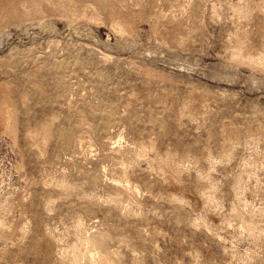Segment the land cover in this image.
Instances as JSON below:
<instances>
[{"label":"rangeland","instance_id":"obj_1","mask_svg":"<svg viewBox=\"0 0 264 264\" xmlns=\"http://www.w3.org/2000/svg\"><path fill=\"white\" fill-rule=\"evenodd\" d=\"M0 92V264H264V0H0Z\"/></svg>","mask_w":264,"mask_h":264},{"label":"bare ground","instance_id":"obj_2","mask_svg":"<svg viewBox=\"0 0 264 264\" xmlns=\"http://www.w3.org/2000/svg\"><path fill=\"white\" fill-rule=\"evenodd\" d=\"M57 3V2H56ZM6 14V13H5ZM4 17V16H3ZM3 22V21H1ZM2 84V83H1ZM3 85V84H2ZM2 88V87H1ZM3 90V89H2ZM8 92V91H7ZM1 93V92H0ZM3 93V92H2ZM8 94L4 93L1 94L0 97V124H3L5 129L9 131L10 133H14V129L10 126L11 120H12V109L13 103L10 101V99L7 97ZM1 126V125H0ZM2 127V126H1ZM3 130V128H2ZM15 134V133H14ZM2 223H0V229L2 228ZM6 230V229H5ZM3 233V232H2ZM9 233V232H8ZM5 235V234H4Z\"/></svg>","mask_w":264,"mask_h":264}]
</instances>
